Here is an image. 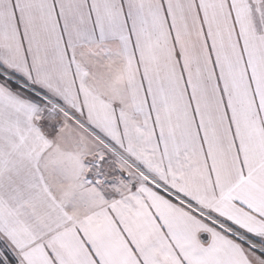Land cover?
Instances as JSON below:
<instances>
[{
	"label": "snow or ice",
	"instance_id": "obj_1",
	"mask_svg": "<svg viewBox=\"0 0 264 264\" xmlns=\"http://www.w3.org/2000/svg\"><path fill=\"white\" fill-rule=\"evenodd\" d=\"M0 264H264V0H0Z\"/></svg>",
	"mask_w": 264,
	"mask_h": 264
}]
</instances>
